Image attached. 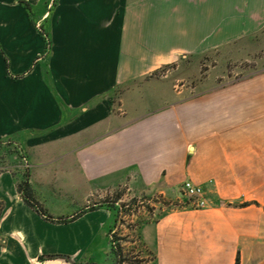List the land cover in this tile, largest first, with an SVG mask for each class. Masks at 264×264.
<instances>
[{"label":"crops","instance_id":"1","mask_svg":"<svg viewBox=\"0 0 264 264\" xmlns=\"http://www.w3.org/2000/svg\"><path fill=\"white\" fill-rule=\"evenodd\" d=\"M23 1L0 0V264H115V208L56 220L186 180L212 204L143 222L151 264H264V67L199 78L260 46L264 0Z\"/></svg>","mask_w":264,"mask_h":264},{"label":"rangeland","instance_id":"2","mask_svg":"<svg viewBox=\"0 0 264 264\" xmlns=\"http://www.w3.org/2000/svg\"><path fill=\"white\" fill-rule=\"evenodd\" d=\"M248 57H242L237 60H230L229 62L216 63L214 60H209L204 58L201 64L199 78L203 83L206 75H209V69L216 66L218 73H224L225 78L219 79V82H225L226 79H237L243 77L253 71H256L264 67V36L263 41H260V46L252 47L248 51ZM176 64H171L161 68V70L156 73L158 79H175L177 77ZM153 76V77H154ZM194 84V80L190 81H175L176 89L181 90L188 86L190 83ZM124 91V89H120ZM143 99L141 100V102ZM117 102V101H116ZM110 196L112 202H116L118 207L120 205H126L123 208L122 213L116 218V230L115 236L117 238L116 243L120 244L123 249L124 257L126 261L123 264H151L150 261L153 260V254L147 252L141 237H140V226L151 216L156 214L159 216L162 213V206L171 207V200H166L159 195H145L142 197L132 196L127 187L119 188L113 191L111 194H106L105 198ZM184 198V197H183ZM100 198L99 200H101ZM167 202H164V201ZM108 245L109 241H105ZM105 247V245L103 246ZM112 251V246H111Z\"/></svg>","mask_w":264,"mask_h":264},{"label":"trees","instance_id":"3","mask_svg":"<svg viewBox=\"0 0 264 264\" xmlns=\"http://www.w3.org/2000/svg\"><path fill=\"white\" fill-rule=\"evenodd\" d=\"M21 3L25 4L26 7H29L27 2L21 0ZM119 93H120V90L117 89V90H115L114 95L116 96ZM0 146H2L1 141H0ZM0 169H2V168H0ZM20 189H22L24 198L29 205L34 207L39 213H41L47 219L53 220V218L50 215H48V213L39 205V203L36 201V199L34 197H32V195L30 194V192H28V190L26 188L24 189L23 186L21 185ZM164 202H167V201L165 200ZM103 205H107L109 207L115 208L117 211V216H119L120 213H122L123 208L126 206V205H120L119 207H117L116 202L115 201L112 202V200L110 199V196H107L106 198H103L99 202L85 207L84 209H82L81 211H79L77 214L73 215L70 218H59L56 221L68 222L70 220H74L75 218L82 215L84 212H86L88 210H93V209L97 208L98 206H103ZM230 205H232V204H230ZM114 234L115 233L113 232L111 242H112V252L115 256V264H123L126 261V257H124L123 249L120 246V244L116 243L117 238ZM239 263H240V260L238 259L237 264H239ZM87 264H93V263H87Z\"/></svg>","mask_w":264,"mask_h":264},{"label":"built area","instance_id":"4","mask_svg":"<svg viewBox=\"0 0 264 264\" xmlns=\"http://www.w3.org/2000/svg\"><path fill=\"white\" fill-rule=\"evenodd\" d=\"M182 194L186 198L185 201H177L171 203L175 207H190L196 209H204L211 206L212 202L207 195L205 189L191 180H186L182 185Z\"/></svg>","mask_w":264,"mask_h":264},{"label":"water","instance_id":"5","mask_svg":"<svg viewBox=\"0 0 264 264\" xmlns=\"http://www.w3.org/2000/svg\"><path fill=\"white\" fill-rule=\"evenodd\" d=\"M59 258H64L68 260V256L67 255H58ZM72 264H76L75 262L71 261Z\"/></svg>","mask_w":264,"mask_h":264}]
</instances>
